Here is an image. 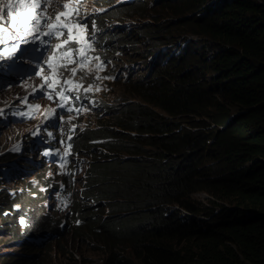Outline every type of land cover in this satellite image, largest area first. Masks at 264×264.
I'll list each match as a JSON object with an SVG mask.
<instances>
[{
    "label": "trees",
    "instance_id": "1",
    "mask_svg": "<svg viewBox=\"0 0 264 264\" xmlns=\"http://www.w3.org/2000/svg\"><path fill=\"white\" fill-rule=\"evenodd\" d=\"M160 5L170 11L157 13ZM147 7L116 9L153 20L105 36L122 51L112 56L134 67L121 65L129 71L112 82L117 97L100 101L77 138L88 164L74 212L33 236L88 243L107 255L104 264H264V0ZM26 146L35 158L38 149ZM13 200L0 197V213ZM231 200L237 205L222 202ZM23 246L34 249L32 240ZM17 256L15 264H53Z\"/></svg>",
    "mask_w": 264,
    "mask_h": 264
},
{
    "label": "clouds",
    "instance_id": "2",
    "mask_svg": "<svg viewBox=\"0 0 264 264\" xmlns=\"http://www.w3.org/2000/svg\"><path fill=\"white\" fill-rule=\"evenodd\" d=\"M133 1L135 0H122V4ZM63 3H65L64 0H60L59 5ZM99 3H101V0H94V5L98 6ZM122 4H120V6ZM98 7L99 8L95 10V13H97V11L99 12V16L102 19V24L104 26V16L112 9L109 11L106 8ZM111 7L113 8V6ZM117 7L119 8V6ZM60 8L61 7L58 6L57 10ZM57 10L48 6L47 12L54 17ZM86 16L87 19L83 21V23L87 24V32L83 33V35L89 38L94 36V41L96 43H93L94 46L91 51H87L93 55V60L90 65L97 67V65L102 63L104 65L102 69H105V76L113 77V82L119 77L116 72V66L121 59L114 58L112 54L114 52L115 55L121 56L122 51L116 47L114 49L113 43L110 46L106 44L107 38H105V36H108V34H105L107 30L105 29L104 31L98 23L99 16H95L92 11L86 14ZM5 24L6 22L3 25ZM76 33L77 37H79L80 33ZM29 39H32V37ZM43 39L46 41V37ZM63 39L64 37H60L48 44L54 45L57 42L63 43ZM11 41L12 43H17L14 40ZM32 44H23L22 51L19 52L15 60L6 59L7 61L0 62V84L2 81L16 82L21 78H24L27 74H31L33 77L40 79V83H37L31 91L20 93L17 99L5 102V104L0 107V122L5 126L13 124L28 125L30 127L27 133L21 135V139L10 144L6 147L5 151H3V153L6 151H13L19 154V158L16 160L14 159L9 162V164L17 162L19 159H23L25 164H22V167L25 165L23 168L26 169L21 176L24 179L32 175L33 171L34 173L37 171L35 175L29 177L30 184L27 185V187L15 189L9 184L11 182L10 178L19 175L21 171L6 165L0 168V175L3 177L0 178V184L6 189V192H1L0 190V197L14 199L11 204H6L4 206L6 210L0 213V217L2 216L6 219L11 218L13 228L12 230L8 229V233L11 236L18 238L16 242L22 246L21 250H23V245L27 240H32V243L43 241V235L40 236L41 238L36 239L38 237L33 236V234L41 227V225L49 220V218H52L54 215H59L64 219V223L68 221L66 215L68 213L71 215L74 212V203L78 197L82 196L83 187L81 182H78L77 176L80 173L85 176L88 156L77 149L76 141L83 126L87 124L90 119H85L87 111L82 113L67 111V107H71L75 101H65L64 103L66 107L61 108V101L56 94L64 91L65 94L71 96L76 95L78 92L81 100L77 103L76 107L71 108L76 109L85 107L89 109V114L96 111L95 116L98 113L100 101L106 100L103 98H96L89 105L92 96L91 92L88 93L87 98H85L84 92L81 89L69 93L66 91V88L61 87L65 79H73L75 81V84H73L72 87H75L76 84H80L81 81H84L87 85H94V83L97 82V79H95L97 76H88V71H85L84 73L78 71L75 77L72 76L71 72L65 71L61 66L62 64L67 63L69 68H73L72 63H68L67 57L64 58L65 61H62L59 57H55V59L58 58L59 64L57 65L53 64L52 60H49L48 62L52 65V70L45 67V70L38 75L39 68L42 62L48 58L49 53L46 52L47 46H44V49L42 47H37L33 50ZM0 46L3 45L1 44ZM94 57H99V59H94ZM24 59H27L30 64L21 65V61ZM123 66L130 69L134 67V64ZM127 71L129 70H123L122 72H124V75H128L126 74L128 73ZM82 75L84 76V79H81ZM44 77H47L48 82L54 85V91L51 88L49 89V91L52 92L54 99H48L47 95H41L39 91H36L45 83L43 79ZM33 93H35V95H33ZM25 97H27L26 102L24 100ZM34 105H40L41 107L37 109L32 107ZM53 109H55V113H53ZM25 137L26 141H23ZM29 142L30 144H33V150L38 149L39 151L35 158L32 155L33 153H29L26 149V145ZM69 145L71 147H69ZM45 153H48V155H45ZM63 157L65 158L62 161ZM35 162L40 166L39 169L33 168V170H30L29 163L34 164ZM11 169H15L18 172L13 173L11 172ZM199 192L207 194L206 198L210 197V194L205 191ZM199 192H196L195 195ZM204 202L207 203L206 201ZM43 210H45L44 213ZM32 211L38 212L39 216L36 217ZM183 212L186 214L190 213L185 209H183ZM44 235L45 237H48V235ZM13 253L19 255L21 252L12 251L8 254ZM75 254L79 257L78 253L75 252Z\"/></svg>",
    "mask_w": 264,
    "mask_h": 264
},
{
    "label": "rangeland",
    "instance_id": "3",
    "mask_svg": "<svg viewBox=\"0 0 264 264\" xmlns=\"http://www.w3.org/2000/svg\"><path fill=\"white\" fill-rule=\"evenodd\" d=\"M160 0H147L148 7H152L158 3H161ZM7 0H0V4L6 3ZM65 3H67L69 6L75 5L74 0H64ZM60 0H51L49 7L54 8L57 10V7L59 6ZM122 4V0H112V1H106L101 0V3L98 4V6L108 9L110 12L104 16V22L108 28L105 34L114 33L118 27L124 28L123 30H130L132 33H136L137 30L143 26L144 23L150 22L153 20L152 17L146 16V17H132L129 12L119 10L118 13L115 12V9H118L117 6H120ZM97 5H94V0H87L86 3L83 4V10L86 14L90 13L91 11L96 10L99 8ZM113 6V8L111 7ZM164 5H160L157 7L156 12L159 14H167L170 10L164 9ZM75 7V6H74ZM147 7V8H148ZM164 18H167L165 16ZM164 20V19H163ZM55 22V21H53ZM4 26V25H2ZM109 31V33H108ZM26 33H22V35H25ZM148 35V34H147ZM156 44H154L155 46ZM143 46L146 47V44H143ZM119 51V50H118ZM145 58H141L139 60V66L141 69V72L146 71L145 66ZM144 61V62H142ZM132 61H119V63L116 66V72L118 76L121 75L122 69L121 65H129ZM114 63V62H113ZM30 62L27 59H24L21 61V65H29ZM136 67V68H138ZM88 76H99V77H105L104 71L105 69H99L95 66L88 65L85 69ZM128 72V71H127ZM37 83H40V79H37L33 77L31 74L25 75L24 78H21L20 80L16 82H6L2 81L0 84V107L5 104V102H9L13 99H17L19 97L20 93H27L28 91H31V89L37 85ZM80 84L83 85V88H88L89 85H87L84 81H81ZM93 91L89 105L94 101L96 98H103L108 100H113L118 95L119 90V83H116L114 86L112 83V79H99L97 82L94 83ZM98 86L101 90L96 91L95 87ZM83 91V89H81ZM90 111H87V116L85 119H95L94 116L96 114V111L94 113L89 114ZM28 125H10L5 126L3 123L0 122V153L5 151L6 147L10 144H13L17 142L19 139H21V135L24 133H27L29 130ZM18 137V138H17ZM23 141H26V137ZM26 155L25 153H23ZM33 157V156H29ZM34 160V158H33ZM0 164L6 165L8 167H14L16 170H20L21 173L19 175H15L14 177L10 178V185H12L15 189H21L27 187V185L30 184L29 177L35 175L37 171L32 172L33 174L30 175L28 178L24 179L21 174L24 173V170L26 168L25 165L22 167V164H25V161L23 159H19L17 162L12 163H5L1 161L0 156ZM0 165V168L2 167ZM30 170L39 169V165L37 162L34 164L29 163ZM23 168V169H22ZM15 169H11V172L15 173L18 172ZM19 181V182H18ZM83 185V182L81 183ZM0 190L5 191L6 189L3 188L0 184ZM196 197L206 201L211 202L208 200L207 194L203 192H199L195 195ZM225 205H237L236 200L231 201H222ZM45 210H43V213ZM32 213L37 217L39 216L38 212L32 211ZM50 219V218H49ZM11 218H4L0 217V264H15V259L18 258L16 254H8L9 252H18L20 251V254H24L25 257L23 260L27 261H41L42 259L46 260L47 262L51 263H58L59 261L63 260L64 264H103L105 258L107 255L98 249L92 248L88 243L82 244L80 242H72V240L69 239V237L63 239L60 235H48V237H45V235H41L43 237V241H40L39 243H32V246L34 249L32 251L29 250H21L22 246L16 242L18 240L17 237L11 236L8 233V229L12 230L13 226L11 223ZM68 226V225H67ZM69 228V226L67 227ZM38 239V238H36ZM76 244V246H75ZM7 248V249H6ZM4 250V251H3ZM74 250L76 253H78L79 257L74 253L72 257H70L67 253V251ZM65 252L64 255H61V253ZM19 254V255H20ZM34 255H38L36 257H33ZM21 257V255H20ZM19 257V258H20ZM20 264H26V263H20Z\"/></svg>",
    "mask_w": 264,
    "mask_h": 264
},
{
    "label": "snow or ice",
    "instance_id": "4",
    "mask_svg": "<svg viewBox=\"0 0 264 264\" xmlns=\"http://www.w3.org/2000/svg\"><path fill=\"white\" fill-rule=\"evenodd\" d=\"M51 0H7L6 3L0 4V44L8 43L13 38L20 39L23 44H32L37 40H40L42 43H49V41H45L43 38L47 37L51 40H56L57 38L64 37L63 43H55L54 45L50 44V48L52 50L64 49L61 53V57H67L68 63H77L79 65L78 68L73 67L69 68L68 64H62L61 66L65 71L71 72L72 76L75 77L77 72L84 73L85 68L84 65L88 63V57L86 52L92 49V43L95 37H86L83 33L87 32V24L83 23L87 19L86 13L83 10V4L86 3V0H74L75 7L69 10V5L67 3L60 4L59 7L65 9L66 11L57 12L53 17L48 14L47 9ZM19 5L21 7L27 6L28 11L22 12L20 16L15 15L16 6ZM29 13H31L29 15ZM10 17V20H7V24L10 27H3L2 25L5 23V18ZM26 17V18H25ZM61 17H64L61 20ZM55 21V22H53ZM74 30H79V37H77V33ZM22 33H26L27 35H21ZM32 37V39H29ZM72 45H76L73 47ZM18 51H22L19 44L13 43L11 45V53L13 54L9 59H16V53ZM73 53L78 54L79 60L73 58ZM55 59L54 56H49L45 61L42 62L38 75L45 70L47 67L49 70H52V65L48 62L49 60ZM94 59H99V57H94ZM104 65L101 63L97 65V68L102 69ZM45 83L42 84L36 91H39L41 95H47L48 99H54L52 92L49 89H53L54 85L48 82V78H43ZM81 79H84V76H81ZM95 79H114L113 77H95ZM75 84L73 79H65L62 88H66V91L76 92L77 89H83L84 97L87 98L88 93L93 91V86L89 85L88 88H83L82 84H76L75 87L72 85ZM96 91H100L101 89L96 86ZM35 95V93H33ZM59 96L61 101L60 107L65 108V101H75L79 102L81 97L77 92L76 95H67L64 91L56 94ZM25 102L27 101V97L24 98ZM32 107L40 108V105H34ZM89 109L85 107H80L73 109L71 107H67V111H76L78 113H82L88 111ZM55 113V109L52 110ZM69 147H71L69 145ZM48 155V153H45Z\"/></svg>",
    "mask_w": 264,
    "mask_h": 264
},
{
    "label": "bare ground",
    "instance_id": "5",
    "mask_svg": "<svg viewBox=\"0 0 264 264\" xmlns=\"http://www.w3.org/2000/svg\"><path fill=\"white\" fill-rule=\"evenodd\" d=\"M7 249V248H6Z\"/></svg>",
    "mask_w": 264,
    "mask_h": 264
}]
</instances>
